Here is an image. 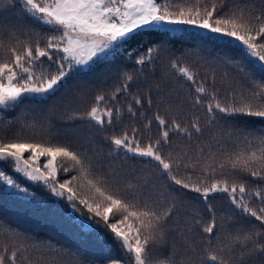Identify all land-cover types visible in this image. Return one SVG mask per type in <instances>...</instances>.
Here are the masks:
<instances>
[{
	"label": "snow or ice",
	"instance_id": "snow-or-ice-1",
	"mask_svg": "<svg viewBox=\"0 0 264 264\" xmlns=\"http://www.w3.org/2000/svg\"><path fill=\"white\" fill-rule=\"evenodd\" d=\"M17 2L24 14L22 20L32 23L10 26L7 45L0 40V51L7 56L0 61V106L4 108L18 106L25 99L47 100L56 96L77 66L95 63L121 43L134 39V34L145 27L165 32L186 31L183 26L194 27L211 34L210 38L238 42L241 59L225 55L216 57L213 62L197 49L177 57L166 45L149 46L145 54L136 59V64L143 66L167 58L169 67L195 89L192 99L187 100L180 97L179 89L166 91L161 84H155L157 97L164 107V115L157 111L153 117L161 129L158 138L149 136L141 146L144 138L137 128L104 138L116 155L124 152L125 158L132 154L154 162L166 183L158 184L145 176L143 170L140 175L128 176L102 171L103 162L94 158V154L90 155L95 142L92 137L73 141L66 136L48 135L38 142H28L20 132L12 133L11 126L0 129V164L10 166L12 173L23 181L68 201L72 209L81 214L83 228L95 232L102 226L121 246L123 264H178L174 249L166 257L153 255L166 245L173 231L191 253L187 264H196L197 246L188 239L196 227L207 238L206 252L213 249L202 258L206 264H233L236 259L246 264V255L264 254V243L257 240L261 233L254 230H234L242 234L227 233L229 243H219L217 238L218 245L213 247L212 238L219 227L216 211L210 203V197L225 194L235 210L264 228V187L259 186L264 185V128L255 132L239 125L225 129L223 134L237 150L221 151L222 159L217 162V153L209 148L211 164L201 163L203 147L199 148L195 159L184 148L162 151L164 147L172 148L170 133L188 139L194 133L203 135L199 118L193 119L190 127L183 122L187 105L205 109L208 128L215 126L218 114L221 119L256 118L264 122V80L253 79L242 63V60L251 63L249 58H253L264 71V3L257 10L248 0H210L203 7L197 0L195 5H177L172 11L167 3L158 0H0V12L14 8ZM33 25L47 28L53 34H43ZM44 60L49 61L47 68L43 67ZM52 65H55L54 71ZM224 67H230L236 75L217 72V68ZM201 74L204 80L197 79ZM218 75L231 89L223 100L218 98V90L209 91L216 88ZM133 80V75L125 72L121 86L110 94L109 100L115 101L118 94L127 93L132 100L127 112L135 117L133 104L142 108L144 101L128 92ZM240 81L248 82L251 87L245 89ZM172 92L176 93L175 97ZM80 99L79 92L66 98L71 121L87 119L103 128L105 123L111 127L114 118L123 119V109L109 104L104 95L96 96L95 105L84 113L72 107ZM146 101L152 105L150 94ZM101 104L105 105L103 109L99 107ZM143 118L147 121L145 129L150 131L153 121L147 116ZM198 166L203 174L193 179L192 173ZM225 168L240 177L254 179L257 187L250 188L243 178L235 175L231 179H215L217 172L222 175ZM182 169L192 171H186L181 177ZM61 176L69 178L61 180ZM0 182L25 199H37L35 193L22 186L21 179L9 175L3 168H0ZM187 193L197 194L205 203L207 221L202 222L197 214H189L183 198ZM182 216L183 229L180 227ZM2 231L10 242L0 246V264H83L75 252L63 246L37 244L10 228ZM237 243L247 249L238 258L233 253ZM110 264H122V261L111 259Z\"/></svg>",
	"mask_w": 264,
	"mask_h": 264
},
{
	"label": "trees",
	"instance_id": "trees-1",
	"mask_svg": "<svg viewBox=\"0 0 264 264\" xmlns=\"http://www.w3.org/2000/svg\"><path fill=\"white\" fill-rule=\"evenodd\" d=\"M158 2L167 3L170 10L175 11L177 5L189 7L195 5L197 0H158ZM209 2L210 0H200V6L203 7L204 4ZM248 2L259 10L264 0H248ZM23 17L24 14L18 2L14 8L0 12V27L3 29L0 31V40H3L5 45L10 42L8 32L10 26H18L22 22L32 23L30 20H22ZM33 27L43 34H53L49 29L41 28L39 25H33ZM183 27L187 30L165 32L161 29L142 28L134 34V39H130L127 43H121L118 48L108 52L106 56L101 57L95 63H90L87 66H77L66 78V86L61 88L56 96L47 100L39 97L25 99L22 104L9 108L0 106V129H9V126H11L10 131L12 133L20 132L28 142H38L42 137L48 135L66 136L73 141L84 136L92 137L95 142L92 145L90 155L94 154V158L103 162L101 165L102 171H116L128 176L140 175L141 170H143L145 176L155 180L158 184L166 183L165 178L159 175V170L154 162H148L147 158L133 157L132 154H128L125 158L124 152L116 155L111 145L104 138L111 135H120L124 130L130 132L132 128L140 130L144 138L141 141V146L149 136L153 139L159 137L161 129L153 117L157 111L164 115V107L161 106L154 87L157 83L161 84L166 91L179 89L181 98L192 99V94L195 91L194 86L186 82L169 67L167 58H161L143 66L136 64V59L145 54L147 47L166 45L177 57L182 56L185 52L197 49L202 52L206 59L213 62L216 57L225 55L234 59H241V46L238 42L229 41L228 38H210L211 34L203 29ZM20 38L23 39L24 37L21 36ZM5 58H7L6 53L0 51V61ZM249 60L252 62L242 60V63L246 66V71L251 73L253 79L264 80V71L261 70L260 64L253 58H249ZM48 65L49 61L44 60L43 67L47 68ZM206 68L207 66L205 70ZM52 70H55V65H52ZM221 71L228 72L230 76L236 75L230 67L217 68L218 73ZM125 72L132 74L134 77V80L129 83L128 92L131 93V96H139L144 101L142 108L140 105L133 104V109L136 112L135 117L127 112L128 104L132 103L131 97L127 93L118 94L115 101L109 100L110 94L121 86ZM197 79L204 80L205 77L201 74ZM240 83L245 89L251 87L246 81H240ZM217 90L218 98L222 100L228 97L231 92V89L221 82L219 75L216 80V88H209V91ZM74 92H79L81 99L74 102L72 107L78 109L80 113L90 110V107L95 105L96 96L104 95L106 100H109V104L123 109V119L117 121L114 118L111 127H108L105 123L103 128L97 126L94 122H89L87 119L69 120L70 110L66 106V98L71 97ZM149 94L153 101L151 106L146 101ZM172 95L175 97L176 93L172 92ZM99 107L103 109L105 105L101 104ZM183 115V122L188 124L189 127L193 119L199 118V123L204 128L203 135L194 133L193 137L188 139L183 135L170 133L172 148L164 147L162 151L167 153L173 149L184 148L195 159L199 153V148L203 147L205 151L201 160L202 164L212 163L208 159L209 148L212 152L217 153V162L222 159L221 151L233 152L237 150L228 141L227 136L223 134L225 129L231 130L234 125L246 127L253 132L264 128V122H260L256 118L221 119V114L217 115L215 126L208 128L206 127L208 117L203 107L193 108L187 105ZM144 116L153 121L150 131L145 129L147 121L144 120ZM249 120L255 122L249 123ZM41 162L43 163V158H41ZM0 168L7 171L9 175H13L14 178L21 179L22 186L28 187L29 192L35 193L37 197V199H25L22 194L18 195L16 190L10 189L0 182V246L10 242L7 234L2 231L3 228H10L17 233L30 237L37 244L41 242L50 243L57 247L63 246L70 249L80 257L83 264H110L111 259H121L123 264L121 246L112 239L110 234L106 233L102 226L97 228L95 232L83 228L81 226V214L73 210L70 203L64 198L56 197L43 187L23 181L18 174L12 173L8 165L0 164ZM186 171L191 172L192 170L182 169L180 176H184ZM202 174V169L198 166L197 171L192 173L193 179ZM234 175L238 179L243 178L250 188L257 187V182L254 179L240 177L239 174L232 172L229 168H225L222 175L218 171L215 179H231ZM65 178L69 177L61 176V180ZM259 186L264 187V185ZM183 198L186 201L184 207L189 211V214H197L202 222L209 219L206 205L197 194L187 193ZM210 203L216 211L219 227V231L215 232L212 238L213 247L218 245L217 238H219V243H229V240L226 239L227 233L242 234L234 230L258 231L261 236L257 240L264 243V228H261L253 218L245 217L239 210H235L225 194H215L210 197ZM253 225H255L254 229L252 228ZM180 227L181 229L184 227L183 216L181 217ZM188 239L197 246L196 264H206L202 258L213 250L207 249L206 252L207 238L196 227ZM251 246L249 244V247ZM173 249L178 264H187L191 253L186 249L175 231L170 233L166 245L162 246L161 249H157L153 255L155 257L161 255L166 257ZM246 252L247 249L241 248L239 243L233 249L234 256L237 258L241 253ZM245 262L246 264H264V254L257 252L250 257L246 255ZM233 264H244V262L236 259Z\"/></svg>",
	"mask_w": 264,
	"mask_h": 264
},
{
	"label": "rangeland",
	"instance_id": "rangeland-1",
	"mask_svg": "<svg viewBox=\"0 0 264 264\" xmlns=\"http://www.w3.org/2000/svg\"><path fill=\"white\" fill-rule=\"evenodd\" d=\"M54 195V194H53ZM55 196V195H54Z\"/></svg>",
	"mask_w": 264,
	"mask_h": 264
}]
</instances>
